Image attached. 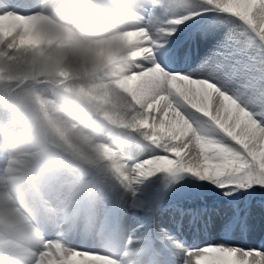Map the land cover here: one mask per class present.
Here are the masks:
<instances>
[{
  "label": "clouds",
  "instance_id": "9594fccd",
  "mask_svg": "<svg viewBox=\"0 0 264 264\" xmlns=\"http://www.w3.org/2000/svg\"><path fill=\"white\" fill-rule=\"evenodd\" d=\"M19 2L0 0V12L26 18L36 43L21 46L17 31L0 44V68L13 77L0 79V264H39L57 244L66 255L75 245L118 264H155L144 241L141 255L123 252L130 192L99 152L131 174L151 145L131 126L126 86L138 75L135 53L166 19L162 0H25L24 12Z\"/></svg>",
  "mask_w": 264,
  "mask_h": 264
},
{
  "label": "snow or ice",
  "instance_id": "6c2138e0",
  "mask_svg": "<svg viewBox=\"0 0 264 264\" xmlns=\"http://www.w3.org/2000/svg\"><path fill=\"white\" fill-rule=\"evenodd\" d=\"M161 8L166 19L135 53L138 75L126 86L131 126L151 141L139 152L149 154L119 181L135 195L164 178L204 203L190 222L180 212L152 224L151 240L140 237L155 264H181L177 255L183 264H264V0H162ZM17 31L21 46L36 43L26 18L0 12V44ZM161 236L178 252L161 247ZM39 264L118 262L92 247L66 255L57 244Z\"/></svg>",
  "mask_w": 264,
  "mask_h": 264
},
{
  "label": "bare ground",
  "instance_id": "6f19581e",
  "mask_svg": "<svg viewBox=\"0 0 264 264\" xmlns=\"http://www.w3.org/2000/svg\"><path fill=\"white\" fill-rule=\"evenodd\" d=\"M15 7H17V8H19L21 11H25V10H27L28 9V7H29V5L27 4V3H22V4H16L15 5ZM195 50V49H194ZM194 50H192V52H191V55L192 56H197V55H199L200 54V52L199 51H196V52H194ZM3 78H7V79H9V80H11V79H13V77H5V69H3V68H0V79H3ZM27 79V77H25V80ZM121 126H124V125H121ZM116 138H122V139H124V141H125V147H124V151L125 152H128V153H132V152H134L135 151V148L133 149V148H131V147H129L128 145H132V146H134L135 147V141H132V140H129V139H127L126 137H123V134H113V133H109V132H105V134H104V139L106 140V141H111L112 139H116ZM104 154H105V148L104 147H101V149H100V152H99V157L101 158L102 156H104ZM149 153L147 152V151H144V152H138V153H136V159H143V158H145L147 155H148ZM112 162H113V170L116 172V174H118L120 171H119V169L118 168H120V162H119V160L117 159V157H112ZM119 176V175H118ZM163 180V178H153L152 179V182H154L155 184H157L156 186H158V184H161L162 185V187L166 190V191H168L169 190V186H168V182L167 181H165V182H163V183H160L161 181ZM147 185H148V183H146L145 182V184L144 185H142V187H143V189H141L142 187H137V190L138 191H142V194H145V195H149V197L153 194V193H151V192H149L148 191V188H147ZM149 187H150V189H152V186L151 185H148ZM153 190V189H152ZM151 190V191H152ZM137 191V193L138 194H141V193H139ZM147 191H148V193H147ZM165 191V192H166ZM179 194V193H178ZM164 195V194H163ZM162 195V196H163ZM162 196H160L158 199H160ZM166 196V200H164V202L163 203H161L163 206L159 209V211L161 212L159 215L162 217V216H164L165 214H171L173 217H175L176 216V214H177V216L179 215V213L180 212H183L184 214H185V217H184V220L186 221V222H189V220H190V218H192V213L193 212H190L191 211V209H187V211H185V210H181V206H180V202H181V200L180 201H177L176 199H174V194H171V195H165ZM139 201V197H137V198H134L133 199V203H130V205H135V206H138L139 208L142 206V204H143V202H138ZM186 204V202L185 203H183L182 205L184 206ZM187 204H190V203H187ZM196 205H198L199 207H197L198 208V210L202 207V204H201V202H196L195 203ZM132 207L130 210H128V212L124 215V223H125V226H126V228H127V226L128 225H130L131 223H132V221L135 219V218H137V216H136V207ZM197 210V211H198ZM196 211V212H197ZM176 216V217H177ZM172 217V220L174 219ZM170 223V220H167V221H165V225H167V224H169ZM174 233V232H173ZM205 235H206V233H205ZM211 236L212 235H210V236H208L209 238H211ZM163 240H164V238H163ZM165 245H166V247H168L169 249H171V247H172V251L173 252H178V249H175L172 245H169V244H167L166 242H165V240H164V242H163ZM178 257H179V255H177V256H174V259H178Z\"/></svg>",
  "mask_w": 264,
  "mask_h": 264
},
{
  "label": "rangeland",
  "instance_id": "374dc122",
  "mask_svg": "<svg viewBox=\"0 0 264 264\" xmlns=\"http://www.w3.org/2000/svg\"><path fill=\"white\" fill-rule=\"evenodd\" d=\"M196 48L199 50V46L198 45H196ZM107 156H108V153L105 155V157L107 158ZM117 178L119 179L118 175H117ZM185 179H191V178L190 177H185ZM182 182L183 181H181V183ZM146 183H148V185H154L151 182H146ZM196 183H199V181H196ZM148 185H147L148 191L153 193L150 197H149V195L142 194V191H138L137 189H136L135 195H133L132 193H126V196H127L128 199L133 200L134 198L139 197V201L138 202H143L142 206L140 207V209L142 210V212L140 213V217L133 221L132 225L128 228L127 233H130V231H133V228H135V227H133V226H135L134 225L135 222L138 221V223H139L136 226V230H138L139 227H141L142 225H145V223L148 222L149 218L151 219L152 214H153V217L160 216L159 214L161 212L159 211V209L163 206L161 203H163L164 200L167 199L166 196H165L167 194L168 195L174 194V199H176L177 201L181 200L180 204H183L185 202L189 203V202H192L194 200H198L197 198H193L190 195H188V191L189 190L185 189V190L177 191L176 186H174V185H171L168 191H166L163 187H160V186L156 187L155 186V188L153 189L155 192H152L151 191L152 189H150V187ZM140 187H142V185ZM141 189H143V187ZM137 191L139 193H141V194H138ZM148 191H147V193H148ZM160 196H162V197L160 199L156 200ZM190 198H191L192 201L189 200ZM150 199L153 200V201H151L149 203V205H148V200H150ZM145 213H148V214H146V219L144 218V214ZM157 220H158V218H157ZM148 224H149V222H148ZM160 226H163V223ZM145 230L146 229H144L143 231H145ZM139 232H140L139 234H135V239L133 241H135V240L136 241H141L142 238L140 237V235H143V236H145V239H148L149 236L147 237L145 235V233L142 232L140 229H139ZM130 238H131V236L126 234V237H125L124 241L129 240ZM179 260H181V264H183L182 259H179Z\"/></svg>",
  "mask_w": 264,
  "mask_h": 264
}]
</instances>
